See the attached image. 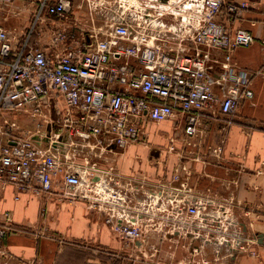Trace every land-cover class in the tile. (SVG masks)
I'll return each instance as SVG.
<instances>
[{
	"label": "built area",
	"instance_id": "built-area-1",
	"mask_svg": "<svg viewBox=\"0 0 264 264\" xmlns=\"http://www.w3.org/2000/svg\"><path fill=\"white\" fill-rule=\"evenodd\" d=\"M14 1L0 0V11ZM103 5L112 4L103 0ZM225 5V0H116L115 18L107 26H87L80 35L71 27L54 28L52 53L36 41L39 33L46 35L39 25L66 18L72 0H40L20 35L0 17V113L5 114L0 181L36 196L61 183L63 196L87 198L105 213L119 238L138 248L150 246L148 225L133 215L130 194L103 183L83 160V150L126 149L148 136L151 123L179 115L185 117V134L194 138L202 112L233 114L241 98L253 97L249 74L234 65L233 52L251 44L254 35L221 19ZM247 7V1L227 5L236 15ZM10 112L30 118L32 126L10 120ZM147 206L159 217L154 229L168 238L215 239L217 252L220 246L248 249L243 224L186 184L165 199L155 191ZM5 217L0 241L12 226L10 212Z\"/></svg>",
	"mask_w": 264,
	"mask_h": 264
},
{
	"label": "crops",
	"instance_id": "crops-1",
	"mask_svg": "<svg viewBox=\"0 0 264 264\" xmlns=\"http://www.w3.org/2000/svg\"><path fill=\"white\" fill-rule=\"evenodd\" d=\"M39 1L15 0L4 12L0 11V17L14 34L20 35L33 21ZM110 1L109 7L103 5V0H72V10L66 18L54 22L49 19V26L45 19L39 25L46 35L41 32L36 36L38 45L52 53V30L60 25L74 28L77 35L87 26H107L115 18L116 0ZM243 1L249 7L241 15L227 9V5ZM225 2L221 19L232 28H246L254 35L251 44L239 46L233 52V63L239 70L248 72L254 95L241 98L233 114L226 115L216 109L202 112L200 133L194 138L184 132V115L167 120L173 123L171 131L183 128L182 138H178L181 145L177 161H181L182 176L186 175V180L172 179L173 170L166 168L169 163L164 164L170 162L166 157L172 150L161 146L144 150L130 144L115 152L99 148H87L86 153L83 150V160L88 159L87 166L102 176L103 183L130 194L133 215L148 225L150 246L138 248L119 238L105 221V213L90 206L87 198L63 196L61 183L46 196H36L31 192L17 193L14 185L0 181V222L6 219V212H10L12 220L11 229L0 241V264H134L139 261L264 264V0ZM200 136L208 146H199ZM189 142L195 145L190 147ZM155 162L159 165L151 166ZM139 166L143 172L135 174L134 169ZM113 176L116 183L110 181ZM129 182L134 188H130ZM184 184L194 195L212 198L215 205L243 224L250 239L247 250L220 246L217 252L219 245L215 239L168 238L154 229L159 217L147 206L150 195L163 192L165 199ZM43 208L47 211L45 214H42ZM87 251L92 254L83 253Z\"/></svg>",
	"mask_w": 264,
	"mask_h": 264
},
{
	"label": "rangeland",
	"instance_id": "rangeland-1",
	"mask_svg": "<svg viewBox=\"0 0 264 264\" xmlns=\"http://www.w3.org/2000/svg\"><path fill=\"white\" fill-rule=\"evenodd\" d=\"M16 3H18V1ZM26 30H27V28H26ZM4 115L5 114L0 113V125L4 124V121L2 119V117ZM8 117L10 118V120H11V118L15 119V121H16V119L19 120L20 122H22L23 125H24L23 122H25L26 125H30L32 123V121H30L31 122L30 123L27 119L24 120V118H22V116L16 112L8 113ZM172 124L173 123L170 121H166L163 123L162 122L161 123H151L150 127H148L149 128L148 131L150 132L149 135L144 136L141 140H139L138 142H135L133 144H137V146L143 148L144 150L148 149L150 147L157 148L159 146H161L165 149L172 150V153L168 154L169 156L166 157L168 160H170V162H164V164L167 165L169 163L166 166V168L168 167V168H171L173 170L174 174H173L172 179H175V177L176 178L179 177L178 181L182 182V181L186 180V178H185L186 175L182 176V168L180 167L181 161H179V160L177 161V158L179 156L178 152H179V147L181 145L179 143L178 138H182L183 128L179 127L177 129H173V131H171L172 130V126H171ZM169 132H172V134H170ZM159 134H160V136H158ZM3 138L4 137L2 135H0V145L4 141ZM199 138L201 139L200 142H202L199 146H205V147L208 146V143L206 141H204L205 138H202L201 136ZM221 139L222 138L219 139V141H218L219 143L222 141ZM181 142H183L182 139H181ZM187 145H189L190 147H193L195 145V142H189V143H187ZM86 152H87V149H84V153H86ZM141 164L143 165V163H141ZM150 164H151V166L159 165L156 162L153 164L152 163H150ZM177 169H179V170H177ZM140 170H142L141 166H139L138 169H134L135 174H139V173L143 172ZM176 174H179V176H177ZM156 177L158 178L157 175H156ZM177 183H179V182H177ZM83 253L91 255L92 251H87V252H83ZM82 259L84 262V258H82ZM86 264H88V262H86Z\"/></svg>",
	"mask_w": 264,
	"mask_h": 264
}]
</instances>
